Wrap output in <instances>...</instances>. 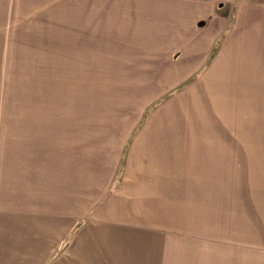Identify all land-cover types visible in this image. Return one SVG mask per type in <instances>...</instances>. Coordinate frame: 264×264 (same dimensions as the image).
<instances>
[{"label":"rangeland","instance_id":"rangeland-1","mask_svg":"<svg viewBox=\"0 0 264 264\" xmlns=\"http://www.w3.org/2000/svg\"><path fill=\"white\" fill-rule=\"evenodd\" d=\"M220 13L228 35L205 61L182 51L118 60L112 44L78 60L74 29L43 28L41 16L11 37L0 28V152H83L106 168L83 169L85 182L137 192L151 209L164 201L168 219L148 220L157 238L143 235L162 264H264V13L242 20L235 51L224 39L234 41L236 10ZM215 71L221 84L202 86Z\"/></svg>","mask_w":264,"mask_h":264},{"label":"crops","instance_id":"crops-1","mask_svg":"<svg viewBox=\"0 0 264 264\" xmlns=\"http://www.w3.org/2000/svg\"><path fill=\"white\" fill-rule=\"evenodd\" d=\"M225 4L237 13L236 38L224 39L235 51L242 43L237 36L242 20L250 21L249 13H264V0H0L6 19L0 28L11 37L41 16L43 28L74 29L71 49L78 60H94L100 45L112 44L118 47V60L133 53L164 57L182 51L184 62L190 53L205 61L218 39L228 35L231 17L220 13ZM245 7L250 9L246 16ZM263 20L258 22L262 31ZM10 37L6 44L14 42ZM66 43V38L55 42L56 52L61 45L65 51ZM162 60L171 70L181 65H169L170 57ZM189 69L174 71L189 76ZM220 77L216 71L206 73L202 86L211 79L220 85ZM83 169L100 173L106 168L91 159L85 164L83 152H0V264H162V248L153 250L143 235L157 238L154 231L161 226L148 220L168 219L164 201L148 208L137 192L110 191L107 180L85 182Z\"/></svg>","mask_w":264,"mask_h":264}]
</instances>
